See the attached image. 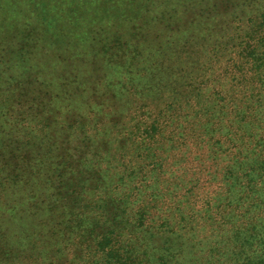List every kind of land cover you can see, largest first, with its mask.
I'll use <instances>...</instances> for the list:
<instances>
[{
    "label": "trees",
    "instance_id": "obj_1",
    "mask_svg": "<svg viewBox=\"0 0 264 264\" xmlns=\"http://www.w3.org/2000/svg\"><path fill=\"white\" fill-rule=\"evenodd\" d=\"M8 3L0 264H264V0Z\"/></svg>",
    "mask_w": 264,
    "mask_h": 264
},
{
    "label": "rangeland",
    "instance_id": "obj_2",
    "mask_svg": "<svg viewBox=\"0 0 264 264\" xmlns=\"http://www.w3.org/2000/svg\"><path fill=\"white\" fill-rule=\"evenodd\" d=\"M2 2L8 3V0H2ZM10 2H14V0H9V3L7 4L8 6H9ZM16 6L17 7L19 6V2H18V4H16ZM17 7L14 10H17ZM27 15L25 12L19 13V14L18 13L14 14V11L10 6V9H9V7L6 9V14H5V12L0 11V25L1 24H8L7 22H9L10 20H19V21L27 20L28 19ZM34 20H36V19H34ZM145 36L151 37L152 32H149V33L147 32V34H145Z\"/></svg>",
    "mask_w": 264,
    "mask_h": 264
}]
</instances>
